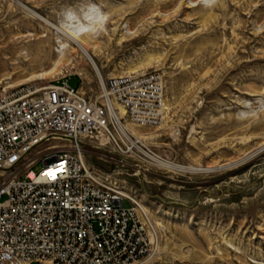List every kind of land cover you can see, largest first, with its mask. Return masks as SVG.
<instances>
[{
  "label": "rangeland",
  "instance_id": "obj_1",
  "mask_svg": "<svg viewBox=\"0 0 264 264\" xmlns=\"http://www.w3.org/2000/svg\"><path fill=\"white\" fill-rule=\"evenodd\" d=\"M27 12L55 26L68 12H98V49L88 48L99 78L161 77V122L133 135L178 170L151 160L130 168L132 158L84 144L85 162L118 172L111 184L135 194L149 218L152 250L138 264H264V0H0V93L55 65L26 84L65 76L98 91L85 56H59Z\"/></svg>",
  "mask_w": 264,
  "mask_h": 264
},
{
  "label": "built area",
  "instance_id": "obj_2",
  "mask_svg": "<svg viewBox=\"0 0 264 264\" xmlns=\"http://www.w3.org/2000/svg\"><path fill=\"white\" fill-rule=\"evenodd\" d=\"M80 86L64 76L0 93V264H138L151 253L140 200L111 184L118 172L90 167L84 144L134 169L151 160L126 128L159 125L161 77L108 76L92 94Z\"/></svg>",
  "mask_w": 264,
  "mask_h": 264
},
{
  "label": "bare ground",
  "instance_id": "obj_3",
  "mask_svg": "<svg viewBox=\"0 0 264 264\" xmlns=\"http://www.w3.org/2000/svg\"><path fill=\"white\" fill-rule=\"evenodd\" d=\"M203 2H206V0H203ZM209 3V0H208ZM30 14L32 17L42 21L46 25V31L48 34L55 37V41L58 44V54L59 56L64 55V51H70V50H77L80 52L82 55L85 56V58L89 61L90 65L96 71V66L93 61L92 54L89 53V45L92 44V49H98L96 46H93L94 43V34L95 31L103 27V23L105 20V17L101 15L98 12H87L82 15V17H78L77 15L73 13H67L64 15V21L59 25L55 26L51 23H49L47 20L41 18L38 14L34 12H27ZM45 29V28H44ZM45 31V32H46ZM43 38V37H42ZM41 43V42H39ZM56 66V65H55ZM50 70L49 72L42 73L40 75H33L30 76L29 78L25 79L22 84H17L18 86H21L23 84H26L27 82H32L36 80H41L47 75H51L52 73H55V67ZM136 72H132L130 74L126 75H131L135 74ZM97 74V71H96ZM97 78L100 81L101 87L103 86L104 80H101L97 74ZM15 87L14 85L9 86ZM116 107V105H114ZM165 108V105H164ZM120 113H123V109H119ZM164 111V110H163ZM132 127L131 125L126 128L128 131L130 130L129 128ZM138 129V128H137ZM135 130L134 128H131L129 131L130 134L133 135V132ZM134 136V135H133ZM135 137V136H134ZM151 157V156H150ZM151 160L161 166L162 168L168 169V170H178L179 166L173 165L169 162L162 161L158 159L157 157H151ZM187 171H193V172H201V171H210L209 169L207 170H195L191 168H182Z\"/></svg>",
  "mask_w": 264,
  "mask_h": 264
}]
</instances>
